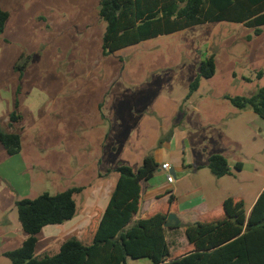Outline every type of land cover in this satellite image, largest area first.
<instances>
[{"label":"rangeland","instance_id":"1","mask_svg":"<svg viewBox=\"0 0 264 264\" xmlns=\"http://www.w3.org/2000/svg\"><path fill=\"white\" fill-rule=\"evenodd\" d=\"M0 5L9 13L0 34V130L21 134L17 155L0 143V192L9 204L15 200L0 211V264H11L4 253L26 239L17 200L82 187L75 195L80 217L85 202L100 205L111 192L118 167L138 171L147 156L208 165L210 156L222 154L233 168L220 182L224 194L242 196L246 209L253 206L264 186V120L226 97H248L264 87V27L256 35L239 23H205L104 55L99 0ZM211 56L215 75L201 78L191 94ZM14 111L22 120L11 126ZM237 163L245 167L242 174ZM194 178L178 173L184 203ZM75 231L47 226L36 257L56 254L79 235Z\"/></svg>","mask_w":264,"mask_h":264},{"label":"trees","instance_id":"2","mask_svg":"<svg viewBox=\"0 0 264 264\" xmlns=\"http://www.w3.org/2000/svg\"><path fill=\"white\" fill-rule=\"evenodd\" d=\"M99 17L106 23L103 53L110 55L205 23H239L261 35L264 0H99ZM8 19L9 13L0 5V34ZM215 73L216 63L211 56L202 63L191 94L198 90L201 78H212ZM262 75L260 72L259 76ZM226 99L239 110L250 107L264 120V87L248 97ZM21 120L14 111L10 125ZM0 143L7 154L17 155L21 151V134L0 130ZM161 167L153 156H147L138 171L130 166L118 167L119 178L106 209H96L80 238L66 240L56 254L41 258L36 257L40 233L47 226L74 219L75 195L84 188L17 200L26 239L21 247L4 255L11 264H127L128 259H147L151 264H264V190L249 213L242 198L229 197L217 216L166 227L169 215L178 212L177 198L169 192L167 206L134 221L141 207L142 184L152 180ZM208 169L216 178L233 175L227 157L222 154L210 156ZM234 169L242 171L243 164L237 163ZM180 228L190 247L183 253L171 254L167 230Z\"/></svg>","mask_w":264,"mask_h":264},{"label":"crops","instance_id":"3","mask_svg":"<svg viewBox=\"0 0 264 264\" xmlns=\"http://www.w3.org/2000/svg\"><path fill=\"white\" fill-rule=\"evenodd\" d=\"M181 157H177L176 159L177 163H174L172 160H169V159H164L160 161L158 158L155 157L156 161L161 166L165 163H168L170 165V170L165 171V170L160 169L152 180L142 184L141 207H140L139 212L134 216V221H138L140 219L145 218L148 214L157 211L160 207L167 206L168 198L170 195L168 194L169 192L174 194L177 198L178 212L174 214H177L180 224L181 223L187 224V223L200 221L206 216L219 215L222 212L224 201L229 197L242 198L245 202V199L242 196H232L230 194H227V195L224 194V189L220 187V182L226 176L222 178H216L211 173V171L208 169V165L196 164L195 161L187 162V161H184ZM229 165H230L231 170H233L230 162H229ZM161 171L165 172L166 174L165 175L158 174V173H161ZM243 171H245L244 166H243V170L240 171V174H242ZM256 171H258V169ZM169 173L172 174V176L174 177L173 183H169L167 181V176ZM178 173L181 174L182 178H185L191 175H195V178H196V179L194 178L195 184L192 190L189 191L187 195V199L185 200V203L182 202L180 197L178 196V192L181 189L180 185L176 184ZM231 178H234L236 181L239 180V177L235 175ZM116 183L113 185L111 192L109 190L108 194H106L105 199L102 201L100 205H94L92 202H85L84 211L86 213L82 214L79 217V214H78L79 206L77 203V214L74 217V219L69 221V223H64L62 225H57V226L71 227L73 229L75 228L76 234H79L76 237L80 238L83 231L85 230L87 225L90 223L91 219L94 217L96 213L95 212L96 209H99L101 211H104L106 209L109 203L111 193L113 189L115 188ZM208 186H212L214 190L207 189ZM263 189H264V186L262 187V189L256 196L255 198L256 200H254L255 202L257 201L259 195L262 193ZM5 192H8V191L6 190ZM5 194L6 193H4V195L2 196L0 192V211L3 213L6 212L7 207L12 206L15 201L13 198L12 202L9 204L5 200V197H6ZM214 196H216L215 202H214ZM253 206L247 209L248 213L251 211ZM173 225H175V223ZM72 234H74V232ZM166 236H167L168 243L170 245L171 254L183 253L190 247L189 242L184 234L183 228L175 229V230L168 229Z\"/></svg>","mask_w":264,"mask_h":264},{"label":"water","instance_id":"4","mask_svg":"<svg viewBox=\"0 0 264 264\" xmlns=\"http://www.w3.org/2000/svg\"><path fill=\"white\" fill-rule=\"evenodd\" d=\"M175 223L176 226L180 225V221L178 219L177 214L171 213L168 217V220L165 224L166 227L172 226Z\"/></svg>","mask_w":264,"mask_h":264},{"label":"built area","instance_id":"5","mask_svg":"<svg viewBox=\"0 0 264 264\" xmlns=\"http://www.w3.org/2000/svg\"><path fill=\"white\" fill-rule=\"evenodd\" d=\"M161 169L165 170V171H169L170 170V165L168 163H165V164L162 165ZM167 181L169 183H173L174 182V177L172 176V174H170V173L168 174Z\"/></svg>","mask_w":264,"mask_h":264}]
</instances>
